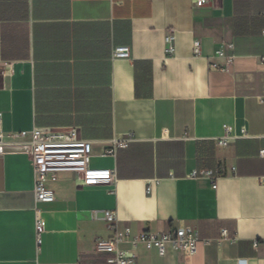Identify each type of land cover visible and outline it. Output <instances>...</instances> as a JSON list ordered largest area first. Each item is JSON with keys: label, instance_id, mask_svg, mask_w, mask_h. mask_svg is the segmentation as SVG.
Returning a JSON list of instances; mask_svg holds the SVG:
<instances>
[{"label": "crops", "instance_id": "0c3cea01", "mask_svg": "<svg viewBox=\"0 0 264 264\" xmlns=\"http://www.w3.org/2000/svg\"><path fill=\"white\" fill-rule=\"evenodd\" d=\"M263 29L264 0H0V264H106L94 242L114 235L109 211L132 235L190 225L200 238L192 257L139 245L135 264H264ZM226 42L234 61L211 70ZM117 46L130 58H113ZM224 125L236 138L222 147ZM33 127H76L90 166L115 170L112 184L48 177L39 247L30 135H11ZM200 168L221 173L215 188L189 176Z\"/></svg>", "mask_w": 264, "mask_h": 264}, {"label": "built area", "instance_id": "2783aa9c", "mask_svg": "<svg viewBox=\"0 0 264 264\" xmlns=\"http://www.w3.org/2000/svg\"><path fill=\"white\" fill-rule=\"evenodd\" d=\"M195 5H202L208 0H193ZM264 37V29L261 32ZM165 54L174 52V35L169 30L164 38ZM232 42L220 44L213 53V60L210 62V69L226 71L232 64L235 56L227 51H232ZM192 52L194 55L200 54V46L197 40L193 43ZM115 59H129L130 48L128 46H117L112 52ZM264 64V56L261 57ZM1 122V113H0ZM30 135L28 142V155L33 168V196L35 202L34 216V238L37 247L41 244V234L44 231V218L40 209L36 206L41 203H51L54 201V194L46 186L48 177L54 178V173L59 171H70L74 174L76 181L88 182L91 184H112L115 180V170L108 168H92L90 166L91 155L89 148L91 142L80 138L76 127L50 128L33 127L30 130H20L13 132V137L23 138ZM3 134L0 126V147L3 145ZM236 138L233 128L229 125L223 126L222 135L217 138V144L225 147ZM133 141V136L122 134L108 140L102 156H115L120 148H126ZM258 156L264 158V149L259 150ZM189 176L191 178H206L215 188L216 180L221 176L218 171L200 168L193 169ZM106 226L114 231V235L109 238H96L94 251L97 254L106 255V264H135L139 245H143L148 250H155L159 255H164L167 246L181 251L185 256L192 257L197 250V242L200 240L196 230L190 225H179L166 232L143 231L137 235H132L128 228L119 230L117 218L114 212L105 214ZM222 235L227 236L226 230H222ZM122 243H129L131 248L122 249ZM257 241L253 242L256 248ZM236 264H247L245 258L236 259Z\"/></svg>", "mask_w": 264, "mask_h": 264}]
</instances>
